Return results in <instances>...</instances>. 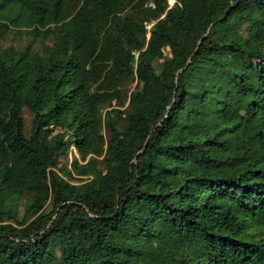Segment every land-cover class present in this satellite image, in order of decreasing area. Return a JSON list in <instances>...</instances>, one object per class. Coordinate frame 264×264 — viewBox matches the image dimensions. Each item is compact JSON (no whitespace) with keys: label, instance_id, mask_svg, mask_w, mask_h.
Instances as JSON below:
<instances>
[{"label":"trees","instance_id":"trees-1","mask_svg":"<svg viewBox=\"0 0 264 264\" xmlns=\"http://www.w3.org/2000/svg\"><path fill=\"white\" fill-rule=\"evenodd\" d=\"M0 264H264V0H0Z\"/></svg>","mask_w":264,"mask_h":264},{"label":"rangeland","instance_id":"rangeland-1","mask_svg":"<svg viewBox=\"0 0 264 264\" xmlns=\"http://www.w3.org/2000/svg\"><path fill=\"white\" fill-rule=\"evenodd\" d=\"M174 1H170V4L173 5ZM26 121H27V124L29 125L30 124V121H31V115L26 113ZM72 159V158H70ZM71 162V161H70ZM70 164V163H69ZM52 209V205L50 204L48 207H47V212L50 211Z\"/></svg>","mask_w":264,"mask_h":264}]
</instances>
